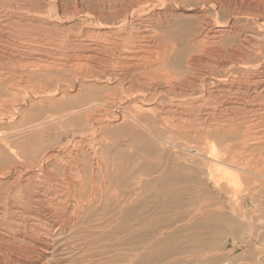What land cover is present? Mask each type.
Wrapping results in <instances>:
<instances>
[{
	"label": "bare ground",
	"instance_id": "6f19581e",
	"mask_svg": "<svg viewBox=\"0 0 264 264\" xmlns=\"http://www.w3.org/2000/svg\"><path fill=\"white\" fill-rule=\"evenodd\" d=\"M60 1L62 2L63 0ZM60 1L53 0L55 10L53 13L54 19L53 21H51L52 18L49 17V19L47 16L49 13L47 12L48 14H45V10L48 9L47 7V9L43 8L44 10L42 9V7L44 6L33 8L29 5H24L23 2L22 5L15 4V6H8L6 5V0H0V102L5 104L11 102L12 100L14 101L15 98L16 100H18L16 94L20 93L19 91L22 86L19 88V85L22 81L27 84L34 81L36 84L40 85L38 86V89H30L32 94L30 93V91L27 92L29 101L34 99L39 100L29 105V109L24 110V114L20 113V120V117L17 118L19 122H22L26 119L30 121H27L28 123H23L20 126L16 124L18 126L17 128L15 126V129L13 130L9 129L8 132H4L2 134L0 133V138L4 139L5 137H11V135L15 136L16 133H19V131L29 130V134L34 137L33 140L28 144L29 147L27 149L26 147L23 148V144L17 147L16 144L11 143V146L10 143H7L11 142L7 141L8 138L6 140L7 142L0 140V145H3L8 151L7 155L4 153V151L6 150L0 152V158L3 160L2 163L0 162V180H5L4 183H0V264H42V260L44 259L40 258L41 256L39 257L37 255L38 253L36 252V250L39 248L38 246L41 245L44 249L47 250L50 245L52 246L53 241L56 237L61 234L65 236V233H67L70 228H78L79 224H82L80 223V221L84 219L82 218L84 215V210L86 211L88 207L96 203V200L93 197H91L93 200L78 199L76 192L77 194L79 192L85 194L87 187H90L89 189H91V191H94L95 194L100 192L102 195H106V192L110 191L108 196L104 197V199L102 197L101 198L103 199V202H105L104 205L108 203L107 206H109L110 202L113 199H115L116 202L117 200H119L120 209H118L117 213L120 215H122L123 210L121 204L124 201L125 196L127 198H133L132 200L134 202L140 203V199L143 195V181H141L142 174L139 173V171L136 173L134 172V175L131 177L130 181H127L126 179L124 180V184L119 180L117 181V178L119 177L118 168L115 164L113 166H109L112 156L110 157V159L108 158V154H110V152L112 151V146H115V141L113 140L114 142H112L113 135L111 133H109L112 135H110L111 137L105 134L106 130H104V128L106 126H112V128H115V126L117 125L127 124L128 126L130 125V127L132 126V128L134 129V127L138 125L137 127H143L152 138L154 137L157 141H159L160 146H162L163 148L169 150L173 148L185 152L187 151V149L182 147L181 144L177 145L176 143H174V140L172 141V139L170 140L168 138V140H165L161 138L165 134H162V136L160 137L158 134L153 132V130L150 128L149 122L151 120H154L155 117L156 119L160 116L162 117V115L157 117L155 109H151L149 107V104L147 105L150 109L142 104V102L141 104H139V102V106L138 108H136L137 111H139L134 112L135 114H133V116L130 114V112L127 113L125 112L126 110L124 111V109H127L125 104L127 105V103L130 102L129 99L132 98L131 94L134 92L129 91V89L127 91L124 90V92L120 91V94L113 92L114 94H112V96L104 95V97H101L102 100L105 99L103 103L96 101L97 103L94 104V106L96 107H94L95 112H97L96 114H98V116L100 115V113L103 114V118H100V120H104V122L101 121L102 126L104 123L105 124L102 130L103 133L99 131V128H97V131L96 133H94V135L90 134L92 132L89 133L90 135H93V139L92 136H90L89 134L87 135L90 137L89 140H92L91 149L89 150L88 148L83 147L85 145H81L82 142H86V138L84 135V131L83 129H80L78 122L77 126H79L78 129L80 130H75V126L73 127V125L75 124L74 122V124L71 125V122L73 120H63L64 122H62L61 124L58 123L57 126H52L57 124L54 121L60 119L62 121V118L70 116V110H76L77 106H75V104L73 103L82 102L83 100H88L89 102L92 96L90 95L91 93H85V95L82 96L81 93H83V91L81 90L84 89V85H86V83H83V81L89 80L87 76L93 73V69L96 67L95 65L94 67L90 63H96L98 65V60L100 57H105L109 54L117 53L116 51H118V44L115 42V40H118L119 35V38L125 37L128 40H132L133 37L135 38V40L138 38L137 32H134V30H136L135 28H129L130 31L127 30L126 26L128 25L130 19H132L131 17L135 15L139 16L144 11H142L141 7H150L147 13L151 15V18H149L148 14L144 11V13H146L145 16L148 17L146 21L148 24H152L153 22H155V20L152 21L153 17L157 20L158 24L162 19H160V15L163 14H160L161 12H159L158 9L162 7L161 4L164 5L165 3H175L177 5L176 7H181L183 5L188 6L189 8L187 10L184 9V11H192L194 8L202 10L205 8V6H207L208 8L210 7L211 11H214V13L216 11H219L220 18H222V13H224V15L227 13L230 17H234L236 15L240 20L244 21L243 29L242 24L241 27L238 28L233 23L221 22V19L219 20L217 16V20L213 21V23L207 21L205 25H198L197 27L195 25L196 28H193L192 34H189V36L185 37L184 43L187 48L184 49L181 46H177V44L175 43L172 44L173 42H171V44L169 45V40L167 41L159 39L160 35L157 32H154V28H149V30L146 31L147 34H144L145 36L141 38L147 41L149 45L148 47L151 46V48L153 47L154 49L150 52L146 50V59H144V66L140 67L138 62L132 61H129L128 63L123 62L120 66L126 69L129 67L131 73H135L136 75H143L146 81L141 80L137 81V83L139 82L140 85L144 87H147V85L149 86V88L150 86L156 87L157 85L162 83V85L164 84L166 87V90H164V92L161 91L164 95L168 97L175 96L176 98H179V100L182 99L184 102H190L189 104L193 102L194 104L200 103L201 106L204 107V113L201 114L203 115L204 119L201 118L202 122H199L201 127L199 126V124H197L200 127L198 132L193 131V133L197 135V140L200 142V146H197L195 148L196 153L192 157L194 165L193 168H195L196 171L201 174H207L208 181L214 185L216 190L222 191L224 189H227L232 198H236V194H243L244 192V200H248L252 197V200L249 202V204L252 205L251 210L249 207L245 208L247 206L243 207L242 205H239L234 210L243 216H250V218L254 219L252 224L247 223V225L251 230L250 236H254L253 241L259 248L258 261H260L261 255L263 256V250L262 248H260L262 241L259 243L255 238L257 237V234L256 232H254L255 229L252 228V225L256 222L260 225L262 224L263 227L260 229L262 231L264 230V217H260L262 211L264 210V197H261L259 195L260 192L263 193L264 191V97H259L260 95H262V93H259L260 88H262V91L264 92V0H249L247 2H243V0H155L151 2V5H148V0H101L98 4V7L92 4L91 6H86L85 8H78L79 5H77L76 0H71L72 7H67V5L65 7V4L63 5L59 3ZM106 3L109 6L108 8H106ZM235 6H238V8H236ZM134 7L136 8L133 10ZM175 10L177 9H174V11ZM67 16L69 22V17H71L72 19L75 18L76 21L74 20L72 22L74 24L71 27H67L66 25L62 27L63 23L68 22V20H65ZM134 21L130 24L133 27L135 25ZM93 22L98 23V26H100L101 30H98V32H89L88 28H86L84 24L87 23L86 26H89ZM215 25H217L216 29L212 30V28H215ZM167 27L169 26L167 25ZM106 29L116 30L117 32L119 31L117 29L123 30H120L121 33H112V31H110L111 35H107L105 34L106 32H103ZM241 31L250 32L251 37H257H254L255 40L252 39L254 40L252 41L244 37L245 35L242 36V34H240L239 38H243L244 41H242L241 44H234V39L236 38L234 37V35H238ZM226 35H228L229 41H227V44L225 45V43H221V40ZM115 37H117V39ZM260 38H263V40L259 41ZM119 46L121 45L119 44ZM138 46L139 44L137 45V47ZM122 50L123 49H121V51ZM138 51L139 50H137V52ZM140 57L141 56H139V58ZM113 71L114 69L112 70V72ZM81 72H83L84 74L81 75ZM70 73L71 77L72 75L74 76V74L72 73H76L79 76L77 78H75L74 76V78L72 77V79H68L67 81L63 78H60L65 75H70ZM127 75L124 74V76ZM21 77H23V79ZM122 78L124 79L125 77ZM118 80L119 82L122 81L119 78ZM128 82L127 84H131L129 85V87L130 90H132V87L134 86L133 80L131 79L130 82ZM154 82L159 84L154 86ZM57 83L60 84V86L67 85L68 89H64L62 87L61 92H58V89H56V85L54 91H48L49 89L46 87L47 85L53 86ZM27 84L24 85L27 86ZM13 85L14 90H16L15 92H12ZM95 85L97 84H92L90 87H95ZM208 85L210 87L206 89L205 87H207ZM26 86L24 87L25 89H27ZM137 86L138 84L135 85L136 88ZM219 87H221L219 90H213V88L218 89ZM76 88H78L77 92L75 91ZM146 89L147 88H145L143 93H141L142 96L144 94V97L145 95L148 96V94H145L147 93ZM142 90H138L136 92H142ZM74 91L75 96L72 98L71 95L73 96ZM155 91L152 93H156ZM159 92L160 91H158L157 93ZM137 93L135 94V96L137 95ZM58 94L60 95V100H66L63 105H68L67 108L62 112V114H65L60 115L61 113H50L49 115H44L46 113L45 108L47 106V103H49V106H51V104L55 101L53 97ZM121 94H124L125 96H122ZM27 96H25L26 100ZM89 96L90 98L87 99V97ZM135 96H133V98H135ZM166 96H164V98ZM150 98L152 99L153 97H151L150 95ZM259 99H261L260 103L256 104L255 101H258ZM93 100L94 101H90L93 103L95 102V99ZM152 100H154V98ZM157 100L161 99L158 98ZM172 100L173 99H171L170 102L172 106H175V102ZM134 102L136 104L137 100ZM14 103H17V101H15ZM25 103L28 102L26 101ZM83 104H86V102H84ZM111 104L113 105L109 106ZM183 104L184 103H182V105ZM186 104L188 105V103ZM122 105L125 107H123ZM129 105H131V103ZM133 105H131V107ZM177 105L179 104H176V107ZM6 107V111L10 114L9 111L13 110L11 108H8L7 104ZM178 107L183 108L181 106ZM3 108L4 107H2V109ZM185 108H188V106ZM193 108L194 107L191 106V110L186 111L188 115L192 114V112L194 113ZM77 109H81V107ZM90 109L91 108L89 107V110ZM159 110L160 109H158V111ZM5 112L0 116H8V114H5ZM84 112L86 111L84 110ZM113 112H115L116 115L112 116L111 113L113 114ZM125 114L129 117V120H132V122L128 121ZM192 116L190 117L191 120ZM91 117L92 115L90 116V118ZM168 117L170 118V116ZM9 118L12 119L13 117L10 115L8 117L1 118V120L10 121ZM141 118L145 119L146 123H141L139 121L142 120ZM176 118H174L176 119V122L174 121L176 124L174 123L173 127L171 123L169 124L170 121L168 122V120L166 119L168 122L167 125L171 126L172 129L177 128V126L179 128L181 127V118L179 116ZM193 118H195V116H193ZM172 119L173 118L170 119L171 122ZM162 120L165 122L164 118H162ZM16 121L12 123L14 124ZM96 121L98 120L96 119ZM48 123H51V125L49 126ZM70 125L71 127H73L70 128V130L68 129L69 131H72L70 133H73L74 136H83V138L81 137V143V139L79 138V148L80 146H82L84 148L82 152L85 153L84 155L82 153H78L79 151L75 150V146L73 147L70 143H68L70 144V147L74 149L71 148V150H67L68 152L64 153L68 154L67 156H70L72 159L66 160L67 158L64 157L66 161H63L64 158L61 157L63 149L62 147L60 148V146H56V144H59V138H61L60 136L64 135V132H68L67 127ZM127 125L125 126L127 127ZM182 125V128H184V124ZM190 125L192 124L190 123ZM118 127L120 128L121 126H117V128ZM123 128L125 129V127ZM52 129L58 130V135H56V137L54 138L51 136V134H53L54 132L48 133L49 135H47L46 133V131ZM180 129L178 130L182 131ZM191 129L197 130L198 128L193 127ZM169 130L171 129L169 128ZM129 131L131 133V130ZM161 131L162 130H160V132ZM163 132L165 131L163 130ZM170 132L176 133L178 131L176 129V132ZM44 133H46L45 135H47V138H43ZM178 133L182 137L183 133ZM193 139L195 140V136L193 137ZM35 140H38L39 143L35 146H32ZM69 141H71V139H69ZM90 141H88L87 139L88 143H90ZM73 142L75 141H71V143ZM31 143L33 144L31 145ZM13 145L16 146V149ZM86 145L88 144L86 143ZM52 147H56V149L54 150V148ZM76 148L78 149V147ZM87 152L90 156L92 154V156L90 157V162L88 163L91 164V167L87 169H81L82 165H80L81 163L79 164V158H81L80 160L83 161V159L85 158V154H88ZM66 154L64 155L66 156ZM9 156L12 157V162L9 161ZM60 158L63 161V166H67V168H61V161L59 160ZM108 167H112V169L110 168L112 173L115 170V177L111 176L109 170L107 169ZM66 169L67 173L65 174L64 170ZM60 170L62 176L58 177ZM70 171H74V179L71 178L72 172ZM108 172L110 176H108L107 178ZM28 173L33 174L32 177H21V175H27ZM64 176L68 178V183L65 184L69 186L67 187L70 188V191L68 192L72 196L71 198H69L70 196L67 195L69 196L68 198L69 200L71 199V201L65 206L64 200L59 203L58 199L56 202L54 199H51V197L53 198V194L58 190H55L54 188L60 187L59 184L64 183ZM96 179H99L100 187H97V183H94ZM249 180L252 182L248 183ZM255 180H258V182L261 183V186H258ZM88 181L92 183H89L90 186H88L86 183ZM132 181H134V187L131 191L128 192L127 188L132 185ZM120 182L122 183V186L117 185ZM62 187H64V185H62ZM112 188H121L125 194H123L122 196L117 191H112ZM55 197L56 195L54 194V198ZM68 198L67 201H69ZM37 211L39 214L36 213ZM61 215H63L62 218H60ZM46 216L52 217L56 221H60L59 226L56 227V229H54V227L53 229H48L47 223L50 218H47ZM35 220L44 221V224L46 226L44 225L45 227H42L40 225H34L33 221ZM91 221L93 222V220ZM83 224H85V222ZM36 226L41 229H36ZM68 238L64 239L67 240ZM78 238L80 237H77V239ZM261 240H263V238ZM76 241L74 245L83 242L80 241V243H76ZM85 241L87 242L89 240L85 239ZM92 244H94V242ZM73 247L75 248V246ZM261 247L264 248V246L262 245ZM94 261L95 260H92L93 263Z\"/></svg>",
	"mask_w": 264,
	"mask_h": 264
},
{
	"label": "rangeland",
	"instance_id": "374dc122",
	"mask_svg": "<svg viewBox=\"0 0 264 264\" xmlns=\"http://www.w3.org/2000/svg\"><path fill=\"white\" fill-rule=\"evenodd\" d=\"M26 1L25 0H23V1L22 0H6V5H8V6H11V5L15 6V4L16 5H18V4L22 5V2H23L24 5H29L30 7H33V8H35V7L38 8V7L44 6V7H42V9L48 8L47 9L48 11L45 10L46 11L45 14L47 15L49 13L50 15L48 14L47 16H48V18L49 17L52 18L51 21H53V19H54L53 13L55 10V5L53 3V0H36V1L35 0H26ZM72 1H74V0H72ZM100 1L101 0H76V3H77V5H79L78 8H81V7L85 8L86 6H91L92 4H94L96 7H98V4L100 3ZM153 1H155V0H148V3H149L148 5H151V2H153ZM247 1H249V0H243V2H247ZM44 3H45V5H44ZM48 3H49V5H48ZM59 3H61L63 5L65 4L64 5L65 7H66V5H67V7H72L71 0H63L62 2L60 1ZM48 6L49 7L52 6V7L49 8ZM161 6H162V7H160L161 9L159 8L158 11L161 12L160 14L163 13L162 15H160L161 17L159 16L160 19L162 18L161 19L162 23L160 22L157 24V20L152 17V21L155 20V22H153L152 24H148L146 20L148 17L151 18V15L149 13H147L148 9L150 7H147V8L141 7L142 11L144 10L148 14V17L145 16L146 13H144V11H143L139 16L138 15L132 16L131 17L132 19H130L128 25L126 26L128 31H130L129 28H131V29L135 28L136 30H134V32H137L138 38L135 40V38L133 37L132 40H130V39L128 40L125 37L119 38L120 37V35H119L118 40H115V42L118 44V51H116L117 53L109 54L108 56H105V57H100L98 60V65L96 63L95 64L90 63L93 66L95 65L96 67L95 66L94 67L96 69L95 68L93 69L94 74L91 73L87 76L89 79L88 81H83V83H86V85H84V89L81 90V91H83V93H81V95L84 96L85 93H88V94L91 93L90 95H92L93 97L91 96V98H90V96H89V97H87V99L90 98L91 101H94L93 99H95V102L92 103L90 100H89V102H88V100L87 101L83 100L84 102H86V104H83L84 103L83 101L78 102V103L77 102L73 103V104H75V106H77L76 110H70L69 111L71 113L70 116L62 118V121H61V119L54 121L57 124L52 125V126L55 127L58 125V123L61 124L65 120H73L71 122V125L75 123L73 125V127L75 126L74 127L75 130H80V129L82 130L83 129L84 135L86 138V142L84 141L85 144H84V142H82L83 136H79V135L74 136L73 133H70V132H72V131H69L70 128H73L70 125L67 127L68 132H64L65 134L60 136L61 138H59L60 139L59 144H56V146H58V147L60 146V148L62 147L63 152L61 153L62 154L61 157L67 158L66 160L72 159L70 156H67L68 154L64 153V152H68L69 150H71L72 147H70V144L73 147L75 146L74 148H75V150L79 151L78 153H82L84 155L85 152H82V150L84 149L83 147L88 148V150L91 149V141L92 140L90 141L89 140L90 137L87 135L90 132H92L90 134L94 135V133H96V131H97V128H99L100 130L99 129L98 130L103 133L102 130H103V126L105 123L102 126L101 121L104 122V120L103 119L100 120V118L101 117L103 118V114L100 113V115L98 116V114H96L97 112H95L96 107L94 106V104L97 103L96 101L103 103L105 99L102 100L101 97H104V95L112 96V94H114L113 92L119 93L120 91L124 92V90L127 91L129 89V91H131V92L134 91V92L131 94L132 98L129 99L130 102L127 101L129 103H127V105L125 104L127 109H124V111L126 110L125 112H127V113L130 112V114L133 116V114H135L134 112L139 111V110L137 111L136 108H138V106H139V104H141V102H142V104H144L147 107H148L147 104H149L150 105L149 107L151 109H155V113H156L157 117L162 115V117L160 116L157 119L155 117L154 120H151L149 122L150 128L153 130V132L158 134L160 137L162 136V134L163 135L165 134L161 138H163L165 140H168V139H170V140L172 139V141L174 140L173 141L174 143H176L177 145L181 144L182 147L187 149L186 152H188V153H186L185 151L179 150V149L171 148V150H169V149L163 148L162 146H160L159 141H157L154 137L152 138L149 135V133L143 127H141V126L137 127L138 125H136V124H135L136 126L134 127L135 130L132 128V126L130 127V125L128 126L127 124L117 125V126H121L122 128L121 127L117 128V126H115V128H112V126H108V127L106 126L104 128V130H106L105 134H107L109 137H111L113 135L112 136V142L115 141L114 142L115 146H112V151L110 152V154H108V158L110 159V157L112 156L111 162L109 163V166H113L115 164L118 168L119 177L117 178V181L119 180L124 184L125 183L124 180L127 179V181H130L131 177L134 175V172L136 173L139 171V173L142 174L141 181H143V183H142L143 195L140 199V203L134 202L132 200L133 198H127L125 196L124 201L121 204V207L123 210L122 215H120L117 213L118 209H120V201L119 200H117V202H116V200L113 199L110 202L109 206H107L108 203H106V205H104L105 202H103V199H104V197L109 195L110 191H107L106 195H102L100 192L95 194L94 191H91V189H89L90 187H87L85 194H82L80 192L77 194V192H76V195L78 196L79 200H84V199L85 200L86 199L93 200L91 198V197H93L96 200V203L93 204L92 206L88 207L86 209V211L84 210V215L82 217V218H84L83 219L84 221L81 219L82 221H80V223H82V224H79L78 228H75V227H74L75 229L70 228L69 231L67 233H65V236L63 234H61L58 237H56L55 240L53 241L52 246L50 245L47 250L44 249L41 245L38 246L39 248L36 250V252L38 253L37 255L39 257L41 256L40 258L44 259V260H42V264H263L264 248L261 247V245L264 246V242H263L264 241V232H263L264 230L262 231L260 229L263 227L262 224L261 225L258 224L255 220L256 223H254L252 225V228L255 229L254 232H256L257 237H258V238L257 237H255V238L258 240L259 243L262 241L260 248H262V250H263V256L261 255L260 261H258L259 260V258H258L259 248L257 247L255 242L253 241L254 236L253 237L250 236L251 230L249 229V227L247 225V223L252 224L254 219L250 218V216H243L234 210L239 205H242L243 207L247 206L245 208L249 207L251 210L252 205H250L249 202L252 200L251 199L252 197L248 200L247 199L244 200L243 199V196L245 193L244 192L243 194L238 193V194H236V198L235 197L232 198V196H230V194L228 193L227 189H224L222 191L216 190L214 185L208 181L207 174H201V173L197 172L195 168H193L194 165H193V158L192 157L196 153L195 148L197 146H200V142L197 140V135H195L193 133V131L198 132L199 128L201 127V125H200V123L202 122L201 118L204 119L203 115H201V114L204 113V109H203L204 107L201 106L200 103L194 104V102H193V103L189 104L190 102H184L182 99L179 100V98H176L175 96H169L168 97V96L164 95L162 92H164V90H166V87L164 84H163L164 85L163 86L162 83L159 84V83L154 82L153 83L154 86H156L157 84H159V85H157L156 87L150 86V88L148 85H147V87L146 86L144 87V86L140 85L139 82L137 83V81H141V80L146 81V79L143 75L142 76L140 74L136 75L135 73H131V70L129 67L126 69V68L120 66V65H122L123 62L128 63L129 61L138 62L140 67L144 66V59H146V56H145L146 50H148L150 52V51H153V49H154L153 47L151 48V46L148 47L149 45H148L147 41L145 39L141 38V37L145 36L144 34H147L146 31L149 30V28H152V29L154 28L153 29V30H155L154 32H157L160 35V37L163 36L162 38L159 37V39L167 40V41L169 40L168 41L169 45L171 44V42H173L172 44L175 43V44H177V46H181L184 49V48H187L185 43H184L185 37L189 36V34H192L193 28H196L198 25L199 26L203 25V24L205 25L207 21H209L210 23H213V21L217 20V17H218L219 20L221 19V22L233 23L238 28L241 27V24H242V29H243L244 21L240 20L239 17L236 15L234 16L236 18H234L233 16L230 17L229 14H227V13H226L227 15L226 14L224 15V13H222V15H221L222 18H220L219 11H216L218 13H216V12L214 13V11L212 12L210 7L208 8L207 6H205V8L202 10L194 8L192 11H184V9L187 10L189 7L184 6V5L181 7H179V6L176 7L177 5L175 3H173V4H168V3L166 4L165 3L164 5L161 4ZM108 7L109 6L106 3V8H108ZM235 7L238 8V6H235ZM88 8H91V7H88ZM135 8L136 7H134L133 10ZM174 9H177V10L174 11ZM153 11H155V10H153ZM232 11H234V10H232ZM133 17L134 18L139 17V18L134 19ZM199 17H201V18H199ZM69 18H70V22H69V19L67 16L65 18V20H68V22L63 23L62 27H64V25H66L67 27L73 26L74 23H72V22L74 20L76 21V19L75 18L72 19L71 17H69ZM141 18H142V20H141ZM235 19H236V21H235ZM110 21H111V19H110ZM133 21L135 24L134 27L130 25L131 22H133ZM137 22H139V23H137ZM235 22H237V23H235ZM86 24H84V26L86 28H88L89 32H91V33L92 32H98V30H101L100 26H98V23H96V22L91 23V25H89V26H86ZM132 25H133V23H132ZM167 25L169 27H167ZM195 25H196V27H195ZM216 26L217 25H215V28H212V30L216 29ZM137 28H139V29H137ZM123 29H117V30H119L118 32L116 30L106 29L103 32L104 33L106 32L105 34H107V35H111L110 31H112V33H119V32L121 33V31ZM186 29H188V30H186ZM190 29H191V33H190ZM247 31H248V29H247ZM240 34H242V36L245 35L244 37H246L248 40H252L255 37V36L254 37L252 36L253 37L252 38L250 35V32L241 31V32H239L238 35H234V37H236L234 39V44H241V42L244 41L243 38H239ZM112 38H114V37H112ZM115 38L117 39V37H115ZM124 40H125V42H124ZM254 40H252V41H254ZM260 40H263V38H260L259 41ZM227 41H229L228 35H226V36H224V38H222L221 43L222 44L225 43V45H226ZM136 42L139 44L138 47H137L138 44ZM119 44L121 46H119ZM145 46H147V47H145ZM120 48L125 50V51H123V50L121 51ZM127 48H129V49H127ZM130 48H133V49H130ZM137 50H139V51L137 52ZM110 55H112V56H110ZM125 55H126V58H125ZM139 56H141V57L139 58ZM129 58H130V60H129ZM108 59L110 60V62ZM171 61H174V60H171ZM102 62H104V63H102ZM111 62L113 65L111 64ZM109 65H110V68H109ZM113 69H114V71L112 72ZM98 70H99V72L100 71L101 72L99 73ZM123 71H124L125 75H127V73H128V75L124 76ZM144 71H146V70H144ZM177 73H178V70H177ZM72 74H74L75 78H77L79 76L76 73H72ZM83 74L84 73L81 72V75H83ZM8 76H9V74H8ZM74 76L72 75L73 78H74ZM132 76H133V78H132ZM72 77H71V73H70V75H65V76H62L60 78H63L67 81L68 79H72ZM122 77H125V78L123 79ZM21 78L23 79V77H21ZM97 78H98V80H97ZM118 78L121 79L122 81L119 82ZM136 78H137V80H136ZM100 79H102V80H100ZM129 79L133 80L134 86L132 87V90H130V87H129V85H131L129 83L130 82ZM125 80H128L129 82L125 81ZM116 81H118L119 83ZM127 82L129 84H127ZM135 82H136V84H135ZM125 83H126V85H125ZM24 84H27V83H24L22 81L19 85V88L21 86L22 87L20 88V91H19L20 93L16 94L17 95L16 97L18 100H16V98H15L14 101L13 100L11 101L12 103L8 102L5 104L0 102V105H1L0 106V115L4 114V112L7 110L6 104H7L8 108H11L13 110V111H9L10 114L7 111H6L7 113L5 112V114H8V116L11 115L13 117L12 119L9 118L10 121H2L1 118H5L8 116H4V117L0 116V133L1 134L4 132H8L9 129L10 130L15 129V126L17 128L21 124L28 123L30 121V120L26 119V120H24L26 122H24V121L19 122V120L21 119V114H24V112H25L24 110H28L29 105H31L32 103L37 102L39 100V99L38 100L34 99V100L29 101L28 100L29 96H27L28 95L27 92L30 91V93L32 94L31 90H35L36 88L38 89V86H40V85L36 84L34 81L32 83L27 84V86ZM92 84H97V85H95V87H90ZM120 84H121V87H120ZM137 84L139 87L137 86V88H136L135 85H137ZM56 85H57V88L55 87ZM25 86L27 89L24 88ZM46 87L49 89L48 91H50V92L54 91L55 90L54 88L58 89V92H61L62 87L64 89L65 88L68 89L67 85H65V86L61 85L60 86V84H58V83L53 85V86L47 85ZM140 87H142V88H140ZM209 87L210 86L208 85L205 88L208 89ZM145 88H147L146 89L147 93H145V94H148V96L145 95V97H144V94L142 96L141 93H143ZM220 88L221 87H219L218 89L213 88V90H219ZM104 89H106V90H104ZM77 90H78V88H76L75 91L77 92ZM86 90H87V92H86ZM138 90L139 91L142 90V92L137 93L136 91H138ZM262 90L263 89L260 88L259 93L260 94L262 93V95H260L259 97H264V95H263L264 92ZM15 91L16 90H14V85H13L12 92H15ZM75 91L73 92V96L71 95L72 98L75 96L74 95ZM154 91L156 93H152ZM158 91H160L159 92L160 94L157 93ZM135 92L137 93L136 96H135V94H136ZM149 92L152 94H150ZM121 95L125 96L124 94H121ZM150 95H151V97L154 98L155 101L152 100L153 98L152 99L150 98ZM152 95H154V96H152ZM25 96H27V100H26ZM56 96L53 97L55 99V101L51 104V106H49L50 104L47 103V106L45 108L46 113L44 115H49L50 113L51 114L61 113L60 115L65 114V113L62 114V112L68 106V105H63L66 102V100H64V99L60 100L59 94ZM133 96H135V98H133ZM140 96H141V98H140ZM164 96H166V97L164 98ZM172 97H174V98H172ZM158 98H160L161 100H157ZM170 98L173 99L172 101L175 102V106L174 105L172 106V104L170 102V100H171ZM136 100H137V103L135 104L134 101H136ZM176 100H178L179 102ZM260 100L261 99H259L258 101H255V103L256 104L260 103ZM15 101H17V103H14ZM19 101H20V103H19ZM26 101L28 103H25ZM159 101H161V102H159ZM9 103H11V104H9ZM79 103H81V104H79ZM130 103H131V105H133V104H135V105H133L131 107V105H129ZM182 103H184V104L182 105ZM186 103H188V105ZM176 104H179V105H177V107H176ZM18 105H20V106H18ZM112 105L113 104H111L109 106H112ZM190 105L192 107H194L193 108L194 113L192 112V114H193V116H195V118H193L192 114L188 115V113L186 112V111L191 110ZM125 106H123V107H125ZM178 106H181L183 108H180ZM187 106H188V108H185ZM2 107H4V108L2 109ZM80 107H81V109H77ZM89 107L91 108L90 109L91 111L89 110ZM158 109H160V110L158 111ZM2 110H4V111H2ZM84 110L86 112H84ZM181 110H183V111H181ZM74 111L77 115L74 113ZM80 111H82V112H80ZM32 112H33V110H32ZM80 113H82V114H80ZM185 113H186V115H185ZM91 115L93 118L92 117L90 118ZM111 115L112 116L116 115V113L113 112V114L111 113ZM85 116H86V118H85ZM168 116H170V118ZM178 116L181 118V120H182L181 123L184 124V128H182L183 125L180 124L181 125L180 128H182V129H180L178 126H177V128L172 129L173 124L176 122V119H177L176 117H178ZM191 116H192V120H194V121L191 120V118H190ZM126 117H127L129 122L130 121L132 122L131 119L129 120V117L127 115H126ZM17 118H19V120H17ZM74 118H75V120H74ZM116 118H117V116H116ZM162 118H164L165 122L162 120ZM171 118H173V119L176 118L174 120L172 119L173 123L170 120ZM84 119L86 120V122ZM96 119L98 121H96ZM141 119L142 120H139L141 123H143V122L146 123L145 119H143V118H141ZM166 119L168 120V122L170 121L169 124L171 123L172 127L167 125L168 122ZM183 120H185V121H183ZM14 121H16V122L13 124L12 122H14ZM77 122L79 123L80 129H78L79 126H77V124H78ZM193 122H194V124H193ZM157 123H160V124H157ZM190 123L193 125L194 128H198V129L197 130L191 129L193 127H192V125H190ZM195 123H196V125H195ZM197 124H199L200 127ZM48 125L50 126L51 123H48ZM96 125L97 126L99 125V126L97 127ZM125 125H127V127ZM100 127H102V128H100ZM123 127H125L126 130ZM169 128L171 130H169ZM159 129L162 130L161 131L162 133L160 132ZM176 129L178 132L183 133V134L181 133L182 137L180 136V134L178 132H176ZM178 129H180L182 131H179ZM121 130H123V131H121ZM129 130H131V133ZM163 130L165 132H163ZM168 131H169V133H168ZM170 131H172V132L174 131L176 133H171ZM29 132H30L29 130L19 131V133H16L15 136L11 135V137H5L4 139L0 138V140H3L4 142L11 141V142H7V143H10V144L14 143V144H16L17 147H19L21 144H23V148L26 147V149H27L29 147L28 144L34 138L32 135L29 134ZM50 132H52V133L54 132L53 134H51V136L53 138L56 137V135H58L57 134L58 130H55V129L48 130V131H46L47 135H49L48 133H50ZM46 133L43 134V138H45V137L47 138V135H45ZM109 133H111L112 135ZM27 134H29V135H27ZM175 134H176V137H175ZM24 135H26L27 137L29 136V137L27 138ZM93 135H90V136H92V139H93ZM192 136L193 137L195 136V140L193 139ZM190 137H192V138H190ZM7 138H8V140H7ZM79 138L81 139V141L79 140ZM69 139H71V141H75V142L71 143V141H69ZM87 139H88V141H90V143L87 142ZM13 140H15V141H13ZM21 140H22V142H21ZM26 140H27V142H26ZM79 141H80V143L82 142L81 145L82 144L85 145V146L82 145L83 147L80 146V148L82 147L81 149L79 148V145H80ZM23 142L26 144H24ZM116 142H117V144H116ZM156 142L158 143V145ZM33 143H31V145L33 144L32 146H35L36 144L39 143V141L35 140ZM65 143H66V145H65ZM68 143H70V144H68ZM86 143L88 145H86ZM162 145H164V144H162ZM2 146L0 145V152H3L4 150H6V148L4 146H3L4 147L3 148ZM11 146H12V144H11ZM13 146H15V145H13ZM16 146H15V149H16ZM63 146H64V148H63ZM76 147H78V149ZM52 148H54V147H52ZM74 148H72V149H74ZM55 149H56V147L54 148V150ZM189 151H190V153H189ZM7 152H8L7 150L4 151V153L6 155L8 154ZM64 154H66V156ZM188 154H191V155H188ZM91 156H92V154H91ZM91 156L89 155V153L85 154V158L83 159V161L80 160L81 158H79V164L81 163L80 165H82L81 169H83V168L87 169V168L91 167V164H88L90 162ZM65 158L63 159V161H66ZM59 160L61 161L60 162L61 168H67V166L66 167L63 166L62 159L60 158ZM9 161L10 162L13 161L12 157H10V156H9ZM0 162L2 163L3 160L1 159ZM64 165H67V164H64ZM110 168L112 169V167H108L107 169L109 170L111 176L115 177L116 176L115 175L116 173L114 172L115 170L113 171V173H114V175H113ZM61 170L59 171L58 177L62 176L60 173ZM64 171L66 174L67 169ZM70 172H72L71 178L74 179L73 178L74 177V173H73L74 171H70ZM109 172L107 173V178H108V176H110ZM32 175L33 174L28 173L27 175L26 174L21 175V177L27 178V177H32ZM259 180H263V179H259ZM0 181H2V180H0ZM4 182H5V180H3L0 183H4ZM121 182L117 185L122 186ZM133 182L134 181H132V185L127 188L128 192L133 189V187H134ZM251 182L252 181H250V180L248 181V183H251ZM255 182L258 186H261V183L258 182V180H255ZM65 183H68V178H66V177H65L64 183L59 184L60 187L54 188L55 190L58 189L56 191V193H54L56 195V197L54 198V194H53V198L51 197V199H54L55 202L58 199L59 203L64 200V206L70 203L71 199L69 200V198L72 197L71 194H69V192H68V191H70V188H67L69 186L66 185ZM86 183L88 186H90V184H92L89 181ZM94 183H97L96 186L100 187L99 179H96ZM62 185H64V187H62ZM4 187H6V186H4ZM112 191H117L122 196H123V194H125L121 188H112ZM261 193L262 192H260L259 195L261 197H264V191H263L262 195H261ZM104 194H105V192H104ZM67 195H69L70 197ZM87 197H89V198H87ZM67 198L69 201H67ZM234 198H235V201H234ZM36 213L39 214L38 211ZM114 213H115V215H114ZM262 213H264V210L262 211ZM262 213H261L262 216L260 215L261 218L264 217V214H262ZM95 214H97V215H95ZM113 215H114V217H113ZM46 217L48 218L49 216H46ZM62 217H63V215L60 216V218H62ZM49 218L50 219L47 223L48 229H53V227H54V229H56V227L59 226L60 221H56L52 217H49ZM102 218H103V220H102ZM97 219H100V220H97ZM91 220H93V222ZM35 221H33L34 225H40L42 227L46 226L44 224V221H36V222ZM84 222H85V224H83ZM51 224H53V225H51ZM49 226H51V227H49ZM256 228H257V230H256ZM36 229H41V228L36 226ZM71 230H72V234H71ZM68 234L71 236H69ZM77 237H80V238L77 239ZM64 238H68V239L66 240ZM84 238L86 240H89L91 243L89 241L86 242ZM262 238H263V240H261ZM72 240H74V241H72ZM76 240H80L81 242L82 241L83 242L80 243V241H76ZM75 241H76V243L79 242L81 245L78 243L76 245H74ZM46 242H48V241H46ZM93 242H94V244H92ZM87 243H88V245H87ZM71 244L73 246H75L76 249ZM82 244H83V246H82ZM37 245H38V243H37ZM25 246H27V245H25ZM79 246H81V247H79ZM122 249H123V251H122ZM92 260H95L96 262L94 261V263H93ZM90 261H91V263H90Z\"/></svg>",
	"mask_w": 264,
	"mask_h": 264
}]
</instances>
